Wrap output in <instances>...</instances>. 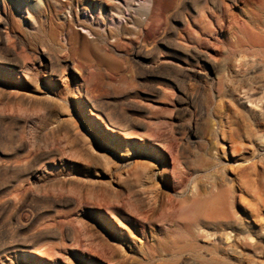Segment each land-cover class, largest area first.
I'll list each match as a JSON object with an SVG mask.
<instances>
[{"label": "rangeland", "instance_id": "1", "mask_svg": "<svg viewBox=\"0 0 264 264\" xmlns=\"http://www.w3.org/2000/svg\"><path fill=\"white\" fill-rule=\"evenodd\" d=\"M178 1L129 0L128 9L124 0H0L7 29L32 66L45 48L59 60L56 74L67 73L69 61L99 83V110H119L124 98L146 109L138 113L142 125L115 132L73 88L69 103L52 113L13 103L12 119L0 121V264H264V0H220L219 7L181 0L171 20ZM140 5L141 23H132ZM54 78L28 93L75 84L72 75ZM21 113L30 117L24 131L15 121ZM57 117L103 124L83 142L102 151L94 153L102 162L91 166V191L81 173L69 185L44 178L89 165L65 130H42L46 122L55 128ZM31 136L41 143L48 137L53 153L29 180L25 153L12 146ZM125 178L146 195L161 191L162 201L148 212L122 186ZM193 196L218 207L195 221ZM109 233H129L131 241H114L113 251Z\"/></svg>", "mask_w": 264, "mask_h": 264}, {"label": "bare ground", "instance_id": "2", "mask_svg": "<svg viewBox=\"0 0 264 264\" xmlns=\"http://www.w3.org/2000/svg\"><path fill=\"white\" fill-rule=\"evenodd\" d=\"M124 1L126 2V4H128V9H133L132 8L133 5H131L132 3L129 2V0H124ZM130 1L137 2L139 0H130ZM206 3L207 4L208 3L213 4L214 7H219L221 5L220 0H206ZM181 6H182V2H181V0H179L171 8V10L168 14V15H170L171 20L175 19L176 14H177V12H179ZM135 9H134V12L132 11L130 13L129 20L132 21V23L133 22L141 23V19H140L139 15L142 12H144L145 7L143 5H140V7L135 8ZM208 14H210L209 16H213L214 12L211 11ZM120 16H122V15H120ZM112 19H114V18H112ZM7 24L8 23H7L6 19L0 14V121H3L5 119H12V117L9 118L10 117L9 116L10 110L13 107L12 106L13 103L18 102V101L21 103H24V104H26V103L30 104L31 103V104L39 106V107H44L52 113L53 111L56 110L57 104L59 105V104H64V103L68 104L69 103L67 101L66 96H67L69 90H71V88H73V93L74 94L79 93L80 96L83 98L84 103H87L88 105H90L92 110H96L97 111L96 115L98 117H102L105 125H107L111 129H113L115 132H116V130L126 131L128 129L133 128V127L142 125V119L138 116V113L143 112L146 109L140 103H138L135 100L126 102L125 101L126 98H124V100H121V104L123 105V107H120L119 110L116 109V110L108 111V112L107 111L103 112V111L99 110V107H97V105L103 99L102 95L98 93L99 83L96 82L92 78L91 79L82 78V76H81L82 69L79 66H77L75 63H71L69 61L66 62L64 64V67L67 70V73H63L62 75L59 73L56 74L57 70L54 67V65L59 60L56 59V56L53 53H51L49 50H47L45 48H41L40 52L36 56H34V63L32 66V64L29 62V57L27 55H25L23 52H19V50H18L19 42L17 41V39H12L11 32L7 29L8 28ZM127 24H129V23H127ZM123 26H126V25L123 24ZM166 36H167L166 33H164L161 36V39L162 40L165 39ZM173 44H174V46H179L176 42H173ZM103 61H104V59H100V62H103ZM173 62H175V61H173ZM58 64H60V63H58ZM178 64L181 66H184V64L182 65L181 62ZM185 68H183V69L186 70ZM187 68H189V67H187ZM189 69L193 73H197V70L195 68H189ZM67 75L68 76L72 75V77H74V80H75L74 86H72L70 83H68V81H65L64 85L60 84L59 82H56V85H44L45 90L43 91L42 94L32 95L31 93H28L31 89H36L39 91L38 86L42 83H45L43 81L44 79L52 78V79H55L53 81H57V79L54 77L61 76V79H65V78H68ZM102 81H105V80L102 79ZM152 88H154V86ZM119 94L123 98L122 93L119 92ZM134 96L135 97H141L142 94L138 91H135ZM151 96L152 95L150 93H146L144 95V97H146L147 99H150ZM246 98H248V100L250 102H252V100L249 99L250 98L249 96H246ZM98 106H101V105H98ZM100 108H102V107H100ZM75 113H77V112L74 110L73 107H71V112L69 113L70 116L75 117ZM263 113H264V111H263ZM91 118H93V117H91ZM91 118L85 120V119L79 117V119L77 121L72 119V120L67 122L64 118L57 117L53 123L55 128H52L50 126V123L46 122L43 124L42 130L46 131V133L48 135H53L54 130H58V131L60 129L65 130L67 132V134L70 135L71 138L74 140V142L78 143V145H80L82 147L81 151H82V153H86L87 162L89 163V165L86 168L80 170V172L75 171V169L72 170V169H66L65 168L66 169L65 170L64 168H62L61 171H59V173L46 174L44 178L49 179L51 181V183H53L54 185L67 184L68 182H71L74 178H76L78 173H81L83 176L82 182H83V184L87 185V189L90 191L94 189V186L92 187L93 182H92V178H91V166L101 164V162H102L101 158L99 156L95 155L94 153H102V151L90 150V149H88V147L86 145L83 144V142H86L87 139L91 140V139H94L96 137L97 130H98L96 127V123L100 124L101 128H103V124L101 123V121L96 122L94 119H91ZM15 121L20 123V126L24 131V129H26V127H28L30 117L26 114L21 113L15 117ZM0 139H2L1 130H0ZM48 139L49 138L47 137L44 140V142L41 143L38 139L31 136L29 138V140L27 139V141H24L23 139H20L19 141L15 142L14 146H12V150H14L15 152L25 153L22 160H21V162H22L21 167H22V172H24L26 175H29L28 176L29 180L34 179V177L37 178L36 173H37L39 163L40 162L42 163L43 160L49 158V155L51 153H53L52 143L50 141H48ZM112 143L116 144L115 141H113ZM148 149L153 150L152 147H150ZM0 153H3V150L1 148H0ZM215 163L217 164V162H215ZM44 167L45 168L48 167V165L45 162L43 163V168ZM0 169H1V165H0ZM141 176H142L141 174H138V178H141ZM130 179L131 178H129V179L125 178L122 186L124 188H126L127 190H129L130 192H133V194H131V195L135 194L134 196H137L135 198L137 199L139 204H142V205L145 204L146 207H148L147 208L148 212L152 211L155 208V206L160 203V200L162 201L161 191L160 192L158 191L154 197H152L153 195L152 196H150L149 194L146 195L147 194L146 189L140 188L141 191H139L138 189L135 188V183L133 182V179H132V181H129ZM37 181L38 180H36V182ZM68 185H69V183H68ZM108 190H107V193H109L112 196L119 198L118 192L108 191ZM119 194L122 195L121 193H119ZM145 196L148 198L147 200L145 199ZM187 200L190 202L189 212L194 215L195 221H197L198 219H200L201 217L204 216V214L207 212V208L209 206L212 207L214 205V203H209V205H208V204H206V203H208L207 201L204 202L203 199L202 200L198 199L195 196H193L191 198L188 197ZM215 201H217V200H215ZM118 202L120 203V201H118ZM213 207H214V211H215L216 210L215 208L218 206H216V207L213 206ZM23 208H24V206H22V209ZM225 210H227V209H225ZM208 212H209V214L207 213V215H210L211 214L210 210ZM214 213H213V216H214ZM217 213H215V214H217ZM30 217H32V216H30ZM210 217H212V216H210ZM227 218H228V220H232L231 216H228ZM29 219H31V218H29ZM236 228L241 230V228H242L241 224L236 223ZM108 237H109V243L107 242V245H109L113 251H114V243L115 242H122L123 243V242H130L131 241V239H130L131 234H129V233H120V234L109 233ZM240 238H241V236L239 235L237 237V239H235V240H238ZM245 239H246V237H245ZM23 242H25V241H23ZM245 243H247V242H245ZM230 247H232V245H230Z\"/></svg>", "mask_w": 264, "mask_h": 264}]
</instances>
